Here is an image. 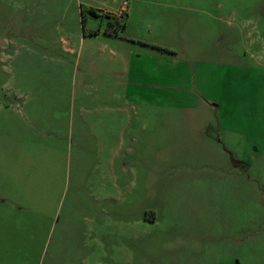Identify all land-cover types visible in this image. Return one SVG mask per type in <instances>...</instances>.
Listing matches in <instances>:
<instances>
[{"label": "rangeland", "instance_id": "obj_1", "mask_svg": "<svg viewBox=\"0 0 264 264\" xmlns=\"http://www.w3.org/2000/svg\"><path fill=\"white\" fill-rule=\"evenodd\" d=\"M1 184L0 264H264V0H0Z\"/></svg>", "mask_w": 264, "mask_h": 264}, {"label": "crops", "instance_id": "obj_2", "mask_svg": "<svg viewBox=\"0 0 264 264\" xmlns=\"http://www.w3.org/2000/svg\"><path fill=\"white\" fill-rule=\"evenodd\" d=\"M225 64V63H224ZM227 65H230V66H234V67H236L237 66V64H234V63H232V65H231V63H229V64H227ZM191 78V77H190ZM189 78V79H190ZM216 79H217V81H216V83L218 84L217 86H216V88L215 89H213V90H218V92L220 93V94H225V98H226V92H223V91H220V83H219V76H217L216 77ZM215 79V80H216ZM194 81H195V79L192 77V86L194 85ZM128 85H130L131 87H129L128 89H127V98L128 99H130V101H132V102H134V103H136V104H138V105H140V104H142V105H144V102L143 101H141V99H140V97H139V93L140 92H143L144 91V89H145V86H144V82H142V81H140L139 79H131V78H129V80H128ZM198 88H200V87H198ZM133 89V90H132ZM196 90H200V89H197L196 88ZM129 92H132V93H130L129 94ZM133 92H136L137 94H133ZM129 94V95H128ZM201 94H203V93H201ZM209 98H211V96L209 97ZM209 98L207 97V95H205L204 94V96L202 97V102H203V105L204 106H206L207 108H209V109H211V106H210V102H209ZM130 101L127 103L128 105H129V103H130ZM214 106H217L218 104H213ZM194 106V105H193ZM193 106H190L189 108H195V107H193ZM217 121H218V123L220 122L222 125L223 124H225V122H224V119H221V120H219V119H217ZM102 152V148L101 147H99V149H98V151H97V153H101ZM99 156V155H98ZM106 161V160H105ZM104 169V167L102 168V170ZM104 172V171H103ZM107 172V170L105 171V173ZM6 175H5V173L4 172H2V176H1V179H5V182H6ZM12 189H13V185L12 184H1L0 185V192L2 191V192H4V194H5V196H6V198H10L11 197V194H12ZM11 234H12V231L11 230H7V231H2V230H0V236H3V235H6V236H11Z\"/></svg>", "mask_w": 264, "mask_h": 264}]
</instances>
